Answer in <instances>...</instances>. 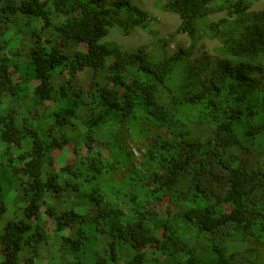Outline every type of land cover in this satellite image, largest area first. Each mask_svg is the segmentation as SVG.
<instances>
[{
    "label": "trees",
    "instance_id": "16d2710c",
    "mask_svg": "<svg viewBox=\"0 0 264 264\" xmlns=\"http://www.w3.org/2000/svg\"><path fill=\"white\" fill-rule=\"evenodd\" d=\"M159 3L190 41L182 58L104 41L146 29L129 0H0V165L30 197L0 264H264V9ZM222 12L218 56L189 60ZM8 194L0 179V221Z\"/></svg>",
    "mask_w": 264,
    "mask_h": 264
},
{
    "label": "rangeland",
    "instance_id": "374dc122",
    "mask_svg": "<svg viewBox=\"0 0 264 264\" xmlns=\"http://www.w3.org/2000/svg\"><path fill=\"white\" fill-rule=\"evenodd\" d=\"M133 5L138 6L145 12L149 17L146 29H134L129 35H123L118 29L111 28L109 34L104 41L115 42L120 48L127 52H134L139 48H143L151 56L157 57L164 52L169 57L182 58L181 51L188 50L190 47V41L185 34H177L176 29L180 24V20L176 14L169 13L161 9V0H129ZM242 1V3L250 11H257L264 9V0H232V2ZM226 16V12H222L216 15L208 17V21L201 27L200 39L195 44L193 52L189 56V60L200 57L216 58L218 56L217 49L220 47V43L215 38V30L212 25L217 22L220 18ZM180 62V61H179ZM73 78L71 72L62 80H55V87H59L67 78ZM81 77H84L83 83H88L92 75H86L84 72ZM73 82L81 85V80L74 79ZM118 130V125L115 123H109L103 130H95L94 136L103 143H108ZM130 134V131L128 135ZM128 147L131 149L133 154L138 157V146L132 141H127ZM60 160V157L58 158ZM0 179H2L9 191L7 201L10 204L8 212L5 213L0 221V233L6 222L13 218V213L18 208L24 206L30 197H22L25 184L21 181L15 180L7 172L6 168L0 165ZM19 196V197H18ZM18 213L16 214V216ZM60 252V249H58ZM57 250L41 248V256L48 254L49 257H56ZM21 263H24V254H20ZM45 258V257H44ZM205 264H219L215 259L204 260ZM46 264V263H44Z\"/></svg>",
    "mask_w": 264,
    "mask_h": 264
}]
</instances>
